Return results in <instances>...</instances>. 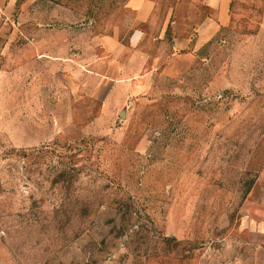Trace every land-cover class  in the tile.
<instances>
[{"label":"rangeland","instance_id":"obj_1","mask_svg":"<svg viewBox=\"0 0 264 264\" xmlns=\"http://www.w3.org/2000/svg\"><path fill=\"white\" fill-rule=\"evenodd\" d=\"M154 1L1 2L0 264H264V0Z\"/></svg>","mask_w":264,"mask_h":264},{"label":"crops","instance_id":"obj_2","mask_svg":"<svg viewBox=\"0 0 264 264\" xmlns=\"http://www.w3.org/2000/svg\"><path fill=\"white\" fill-rule=\"evenodd\" d=\"M2 1L3 0H0V5ZM179 3L180 0H177L169 7L165 15L166 23L169 19L174 17L175 10ZM202 3V10L205 13L209 12V16L212 17L204 15L202 21L199 22L195 30V39L198 43L211 40L220 28L225 27L229 21L228 12L230 0H203ZM127 6L134 12L135 23L139 26L131 33L129 37V46L138 49L145 38L141 27L151 24L153 21L156 11V2L154 0H128ZM189 43L190 41L187 38L179 39L176 41V47L179 49H188ZM253 193L258 195V198L254 200V205L259 208L255 212V222L264 223V168H262L259 173Z\"/></svg>","mask_w":264,"mask_h":264}]
</instances>
